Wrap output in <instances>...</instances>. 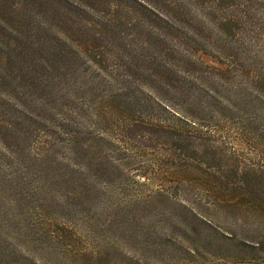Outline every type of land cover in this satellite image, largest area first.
Masks as SVG:
<instances>
[{
  "label": "rangeland",
  "instance_id": "1",
  "mask_svg": "<svg viewBox=\"0 0 264 264\" xmlns=\"http://www.w3.org/2000/svg\"><path fill=\"white\" fill-rule=\"evenodd\" d=\"M250 2L256 16L235 24L232 45L196 26L195 54L129 72L140 103L96 105L72 80L59 107L31 105L40 152L9 150L0 109V264H264V0ZM76 102L102 113L92 141L57 128Z\"/></svg>",
  "mask_w": 264,
  "mask_h": 264
},
{
  "label": "trees",
  "instance_id": "2",
  "mask_svg": "<svg viewBox=\"0 0 264 264\" xmlns=\"http://www.w3.org/2000/svg\"><path fill=\"white\" fill-rule=\"evenodd\" d=\"M197 3L213 20L206 21L201 16L194 7ZM250 3V0H34L31 10L27 4L15 9L7 0H0V10L9 13L15 27H21L18 30L0 20V36L14 41L7 45L0 43V54L4 55V63L0 62V85L6 84L3 87L12 90V98H7L6 103L0 99V109L11 118L9 127H2L4 144L9 150L19 146L29 149L38 135L39 121L28 109L31 105L38 109L44 103L59 107L62 97L68 96L64 87L72 80L73 87L68 88L71 93L80 87L77 91L88 94L96 105L111 101L124 104V108L140 103L129 72L142 70L146 64L164 68L165 56L170 53L195 54L201 39L198 28L219 37L223 46L232 45L237 37L233 33L235 24L253 21L256 16ZM38 10L41 20L36 18ZM21 34L26 39L22 40ZM23 41L26 43L20 47ZM232 51L236 56L240 53ZM108 86L111 89L107 90ZM69 103H62V107L70 109L68 114L75 113L71 120L59 116L57 128L70 124L71 131L66 135L74 144L88 137L92 141L94 133L87 124L101 121L102 113L97 108L91 112L90 102ZM42 143H33L37 152L45 149L46 143ZM83 146V150L91 147L84 143ZM39 156L40 153H35L33 161Z\"/></svg>",
  "mask_w": 264,
  "mask_h": 264
}]
</instances>
